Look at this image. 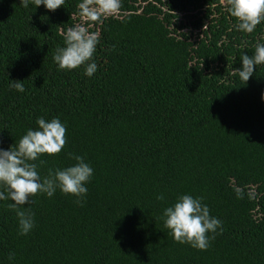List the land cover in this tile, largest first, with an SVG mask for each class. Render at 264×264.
<instances>
[{"label":"trees","instance_id":"obj_1","mask_svg":"<svg viewBox=\"0 0 264 264\" xmlns=\"http://www.w3.org/2000/svg\"><path fill=\"white\" fill-rule=\"evenodd\" d=\"M81 2L0 0V149L59 119L66 144L34 162L41 179L73 166L69 153L93 169L81 203L59 189L30 197L27 235L0 201V264H264V65L247 83L234 71L264 43V21L237 30L226 0H121L118 16L85 23ZM80 23L96 51L60 70L53 57ZM184 195L221 221L206 251L164 226Z\"/></svg>","mask_w":264,"mask_h":264},{"label":"clouds","instance_id":"obj_2","mask_svg":"<svg viewBox=\"0 0 264 264\" xmlns=\"http://www.w3.org/2000/svg\"><path fill=\"white\" fill-rule=\"evenodd\" d=\"M36 7L43 5L48 11L60 8L65 0H32ZM230 15L238 23L236 28L252 33L264 21V0H226ZM20 6L27 8L29 0H20ZM82 21L98 22L102 18L116 17L121 9V0H82L77 5ZM64 47H59L53 57L60 70H74L90 61L96 51L98 35L89 32L84 23L69 27L64 33ZM264 65V43H257L252 56L241 57V67L235 69L241 80L247 83L253 76L256 66ZM97 65L87 63L85 75L91 77ZM10 87L24 92L21 81H12ZM264 100V95H262ZM38 130L29 129L18 144L8 150L0 149V201L10 200L8 207L16 211L19 220V234L27 235L34 227L32 215L22 206L38 193L51 197L57 189L65 195L77 197V203L87 194L85 184L90 181L93 169L83 157L69 153L76 163L65 169L49 170L48 176L41 179L34 163L43 155L59 154L66 144V128L59 119L50 122L39 118ZM163 200V195L157 197ZM164 226L170 230L173 239L180 244L206 251L210 244L209 233L221 227V221L210 216L209 209L201 198L181 196L174 206L164 210ZM213 235L211 239H214ZM13 257L10 256L9 259Z\"/></svg>","mask_w":264,"mask_h":264}]
</instances>
